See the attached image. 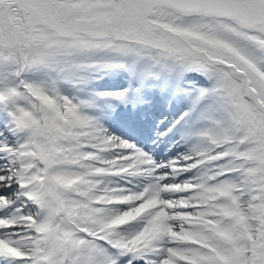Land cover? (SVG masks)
I'll return each instance as SVG.
<instances>
[{
    "label": "snow or ice",
    "instance_id": "1",
    "mask_svg": "<svg viewBox=\"0 0 264 264\" xmlns=\"http://www.w3.org/2000/svg\"><path fill=\"white\" fill-rule=\"evenodd\" d=\"M120 71L114 135L66 88ZM0 264H264V0H0Z\"/></svg>",
    "mask_w": 264,
    "mask_h": 264
},
{
    "label": "rangeland",
    "instance_id": "2",
    "mask_svg": "<svg viewBox=\"0 0 264 264\" xmlns=\"http://www.w3.org/2000/svg\"><path fill=\"white\" fill-rule=\"evenodd\" d=\"M141 66H143L144 61H140ZM123 75H117V74H100L97 78L98 87L100 90H109V92H113L114 88H119L121 86H124L125 83L129 85L130 78L127 77L128 73L126 74L125 71ZM100 93H95L92 97H87L86 100H91L94 103V108L88 113L94 117H98L100 119V122L103 123L105 119H107V116L109 112L106 110V107L109 106V108L117 109L116 106L113 105L110 100V104L107 103L106 99H103L99 95Z\"/></svg>",
    "mask_w": 264,
    "mask_h": 264
}]
</instances>
